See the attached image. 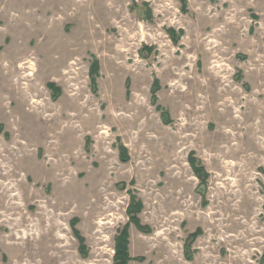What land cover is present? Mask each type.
Returning <instances> with one entry per match:
<instances>
[{"label":"rangeland","instance_id":"rangeland-1","mask_svg":"<svg viewBox=\"0 0 264 264\" xmlns=\"http://www.w3.org/2000/svg\"><path fill=\"white\" fill-rule=\"evenodd\" d=\"M124 232L127 264H264V0H0V264Z\"/></svg>","mask_w":264,"mask_h":264},{"label":"trees","instance_id":"trees-1","mask_svg":"<svg viewBox=\"0 0 264 264\" xmlns=\"http://www.w3.org/2000/svg\"><path fill=\"white\" fill-rule=\"evenodd\" d=\"M98 65L95 62L92 66V72L93 74L98 73ZM51 87H53V85H50ZM198 172H200L198 170ZM136 207L135 209L141 210L139 204H135ZM138 225H139V221L137 218L133 217L132 218ZM126 232H124L121 236H119L118 240H117V244H116V255H115V260L116 263L115 264H127V262L129 261V255H128V249H127V235L125 234Z\"/></svg>","mask_w":264,"mask_h":264},{"label":"bare ground","instance_id":"bare-ground-1","mask_svg":"<svg viewBox=\"0 0 264 264\" xmlns=\"http://www.w3.org/2000/svg\"><path fill=\"white\" fill-rule=\"evenodd\" d=\"M17 73V71H14L12 74H16Z\"/></svg>","mask_w":264,"mask_h":264}]
</instances>
